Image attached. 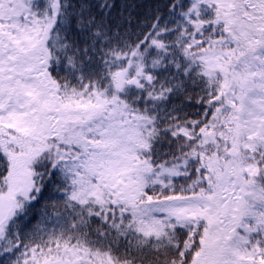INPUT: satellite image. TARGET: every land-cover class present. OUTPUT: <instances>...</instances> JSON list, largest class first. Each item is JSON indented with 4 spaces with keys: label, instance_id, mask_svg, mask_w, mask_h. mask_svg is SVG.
I'll return each instance as SVG.
<instances>
[{
    "label": "snow or ice",
    "instance_id": "snow-or-ice-1",
    "mask_svg": "<svg viewBox=\"0 0 264 264\" xmlns=\"http://www.w3.org/2000/svg\"><path fill=\"white\" fill-rule=\"evenodd\" d=\"M0 264H264V0H0Z\"/></svg>",
    "mask_w": 264,
    "mask_h": 264
},
{
    "label": "trees",
    "instance_id": "trees-1",
    "mask_svg": "<svg viewBox=\"0 0 264 264\" xmlns=\"http://www.w3.org/2000/svg\"><path fill=\"white\" fill-rule=\"evenodd\" d=\"M33 223H36V220H33Z\"/></svg>",
    "mask_w": 264,
    "mask_h": 264
}]
</instances>
